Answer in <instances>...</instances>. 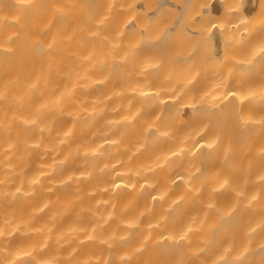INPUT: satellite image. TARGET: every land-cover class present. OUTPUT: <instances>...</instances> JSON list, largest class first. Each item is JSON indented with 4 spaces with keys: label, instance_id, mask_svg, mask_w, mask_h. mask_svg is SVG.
<instances>
[{
    "label": "bare ground",
    "instance_id": "1",
    "mask_svg": "<svg viewBox=\"0 0 264 264\" xmlns=\"http://www.w3.org/2000/svg\"><path fill=\"white\" fill-rule=\"evenodd\" d=\"M262 7L0 0V264H264Z\"/></svg>",
    "mask_w": 264,
    "mask_h": 264
},
{
    "label": "rangeland",
    "instance_id": "2",
    "mask_svg": "<svg viewBox=\"0 0 264 264\" xmlns=\"http://www.w3.org/2000/svg\"><path fill=\"white\" fill-rule=\"evenodd\" d=\"M239 13V12H238ZM251 25L253 24V29H256L255 27H258L259 34L261 35L262 39L264 40V7H262L260 10H256L251 14ZM208 26H214L216 25L212 20H209L207 22ZM215 29V38L214 39H207L206 42L201 46H195L190 47L191 50L197 49V51L202 54L206 55L209 58V61L213 64L219 61V58L223 54V50L221 48L222 46V40L220 39L219 33L217 31V28ZM192 46V45H191ZM189 47V46H185ZM184 42L179 48H185ZM262 65H264V60L261 62ZM262 70V68H260Z\"/></svg>",
    "mask_w": 264,
    "mask_h": 264
}]
</instances>
